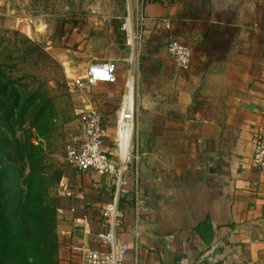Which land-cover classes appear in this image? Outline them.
<instances>
[{
    "label": "crops",
    "instance_id": "1",
    "mask_svg": "<svg viewBox=\"0 0 264 264\" xmlns=\"http://www.w3.org/2000/svg\"><path fill=\"white\" fill-rule=\"evenodd\" d=\"M133 2L134 22L140 13L145 20L134 51L133 180L120 204L123 264H264V236L255 231L264 169L253 161L255 130L264 127V0ZM171 33L192 47L190 68L169 55ZM75 40L76 61L66 59L72 78L94 61L116 63L115 82L79 93L81 110L101 113L103 148L114 152L132 72L127 33L111 20ZM113 193L112 176L69 163L56 199L60 264H81L86 247H100L95 235Z\"/></svg>",
    "mask_w": 264,
    "mask_h": 264
},
{
    "label": "rangeland",
    "instance_id": "2",
    "mask_svg": "<svg viewBox=\"0 0 264 264\" xmlns=\"http://www.w3.org/2000/svg\"><path fill=\"white\" fill-rule=\"evenodd\" d=\"M135 11L133 0H0V203L11 220L21 208L56 206L69 166L67 139L81 112L66 63L75 57L76 34L111 20L122 25ZM134 81L131 74L128 87ZM50 100L52 119L37 129ZM133 122L134 143L136 101ZM255 231L264 236V218Z\"/></svg>",
    "mask_w": 264,
    "mask_h": 264
},
{
    "label": "built area",
    "instance_id": "3",
    "mask_svg": "<svg viewBox=\"0 0 264 264\" xmlns=\"http://www.w3.org/2000/svg\"><path fill=\"white\" fill-rule=\"evenodd\" d=\"M145 15L139 14L137 23L134 16L129 15L123 22L122 27L127 33L128 44L132 48V72L135 68V47L142 38ZM166 28H171L169 18H165ZM167 51L179 68L188 69L193 63L192 47L174 34L169 35ZM116 63L113 60H100L92 62L85 74L75 79L79 89L88 87L98 82H115ZM78 114V127L70 133L66 143V155L70 164L78 170H93L113 178L114 193L112 200L103 207V221L105 228L95 235L100 247H86L82 252L81 264H123L125 253L128 249L119 234V225L123 212L120 208L121 199L129 193V186L133 176L129 174V168L134 157V143L131 138L128 153L123 156L118 141V130L120 127V115L117 120V134L114 139V152H107L103 148L104 136L107 124L101 113L93 108L80 110ZM134 134L132 133V137ZM254 163L264 169V127L255 130L254 135ZM136 186H138L137 174ZM77 218V221H80Z\"/></svg>",
    "mask_w": 264,
    "mask_h": 264
},
{
    "label": "trees",
    "instance_id": "4",
    "mask_svg": "<svg viewBox=\"0 0 264 264\" xmlns=\"http://www.w3.org/2000/svg\"><path fill=\"white\" fill-rule=\"evenodd\" d=\"M47 102L51 110L46 114L38 113L37 129L39 125L45 126L54 114V104L51 100ZM34 238L35 242L29 247ZM59 245L55 205L41 210L21 208L11 220L5 204L0 203V264H59Z\"/></svg>",
    "mask_w": 264,
    "mask_h": 264
},
{
    "label": "bare ground",
    "instance_id": "5",
    "mask_svg": "<svg viewBox=\"0 0 264 264\" xmlns=\"http://www.w3.org/2000/svg\"><path fill=\"white\" fill-rule=\"evenodd\" d=\"M134 104H135V85L130 83L125 99L120 111L121 124L118 130V141L123 156L128 153L131 144L132 133L134 130Z\"/></svg>",
    "mask_w": 264,
    "mask_h": 264
}]
</instances>
